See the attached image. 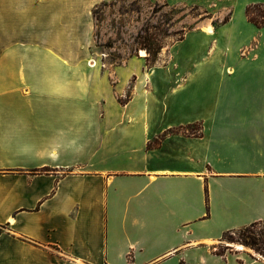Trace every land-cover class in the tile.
Instances as JSON below:
<instances>
[{"label": "crops", "instance_id": "0c3cea01", "mask_svg": "<svg viewBox=\"0 0 264 264\" xmlns=\"http://www.w3.org/2000/svg\"><path fill=\"white\" fill-rule=\"evenodd\" d=\"M103 1L0 0V264H264L214 252L264 221V27L245 12L242 78L261 88L150 148L191 122L162 124L151 89L121 102L136 72L93 54Z\"/></svg>", "mask_w": 264, "mask_h": 264}, {"label": "rangeland", "instance_id": "374dc122", "mask_svg": "<svg viewBox=\"0 0 264 264\" xmlns=\"http://www.w3.org/2000/svg\"><path fill=\"white\" fill-rule=\"evenodd\" d=\"M247 1L105 0L94 9L93 54L104 64L125 65L121 80L136 72V76L130 75L127 91L120 99L122 103L136 90L147 94L151 89V105L162 124L191 122L180 133L199 135L201 126L214 121L215 112L224 109L222 95L229 92L232 85L239 92L261 88L242 78L247 59L243 52L244 39L253 42L260 36V31L246 22ZM226 17L230 20L224 23ZM148 26L150 34L162 45L151 67L147 65L152 58L148 48L141 47L137 41ZM207 27H212L214 32L206 33ZM234 74L238 79L233 82ZM135 82L139 84L138 89H133ZM144 99L142 94L140 100ZM221 243L229 245L226 241ZM234 243L230 245L232 252H238L237 245L242 244L244 251L260 254L242 242Z\"/></svg>", "mask_w": 264, "mask_h": 264}, {"label": "trees", "instance_id": "16d2710c", "mask_svg": "<svg viewBox=\"0 0 264 264\" xmlns=\"http://www.w3.org/2000/svg\"><path fill=\"white\" fill-rule=\"evenodd\" d=\"M246 15L249 22L253 23L258 28L264 27V3H251L246 6ZM230 20V17L224 19V23H227ZM151 27L144 28L143 32L138 35L137 41L141 47H147L151 59H148L147 65L150 67L154 64L161 52L162 45L158 43L155 38L150 34ZM180 39H183L181 37ZM133 88V87H132ZM184 129V126H180L179 129H170L166 131L160 138H157L151 141L148 144V147H154L159 145L161 139L169 132L171 133H180ZM158 140V141H157ZM40 172L43 170H39ZM220 243L215 246L214 252L218 255L224 256L230 250L232 246L223 245L221 242L226 241L227 243L242 242L256 252L264 256V221H255L249 225L242 226L239 228L229 229L223 232Z\"/></svg>", "mask_w": 264, "mask_h": 264}, {"label": "bare ground", "instance_id": "6f19581e", "mask_svg": "<svg viewBox=\"0 0 264 264\" xmlns=\"http://www.w3.org/2000/svg\"><path fill=\"white\" fill-rule=\"evenodd\" d=\"M205 30H206V32L209 33V34H212V33L214 32V30H213L212 27H207ZM142 54L145 55L144 52H143ZM93 64H94V63H93ZM92 66H93V65H92ZM237 247H238L239 249H244V247H243L242 245H237Z\"/></svg>", "mask_w": 264, "mask_h": 264}, {"label": "water", "instance_id": "95a60500", "mask_svg": "<svg viewBox=\"0 0 264 264\" xmlns=\"http://www.w3.org/2000/svg\"><path fill=\"white\" fill-rule=\"evenodd\" d=\"M235 244V243H234ZM229 245H233V243H229ZM238 245H242V244H238ZM244 247V245H242Z\"/></svg>", "mask_w": 264, "mask_h": 264}]
</instances>
